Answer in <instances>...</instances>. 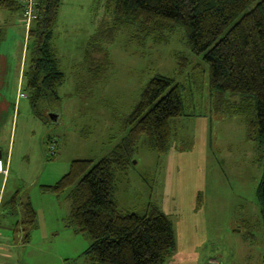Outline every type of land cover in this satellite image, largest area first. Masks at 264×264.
<instances>
[{"label":"rangeland","instance_id":"1","mask_svg":"<svg viewBox=\"0 0 264 264\" xmlns=\"http://www.w3.org/2000/svg\"><path fill=\"white\" fill-rule=\"evenodd\" d=\"M105 1L60 2L52 45L65 78L52 106L55 123L36 116L28 97L23 71L30 57L20 14L2 19L0 151L8 173L0 175V233L8 247L0 250V264H90L88 234L69 225V190L56 196L42 187L54 185L73 160L107 156L124 138L140 93L158 75L180 84L186 116L172 124L165 153L142 136L126 165L113 167L117 210L141 214L155 207L168 218L175 248L165 264H264L256 198L264 160L247 136L245 118L211 104L208 66L192 54L181 28L165 33L162 42L121 31L105 45L100 79L89 82L87 44L99 23L109 21ZM28 199L36 226L21 245L23 237L16 240L9 225L22 219L19 202Z\"/></svg>","mask_w":264,"mask_h":264},{"label":"trees","instance_id":"2","mask_svg":"<svg viewBox=\"0 0 264 264\" xmlns=\"http://www.w3.org/2000/svg\"><path fill=\"white\" fill-rule=\"evenodd\" d=\"M60 2L38 0L26 46L30 58L23 71L25 86L34 113L45 123H51L47 115L55 110L56 89L65 78L52 45ZM0 8L18 11L21 5L18 0H0ZM105 8L109 21L99 23L87 44L89 82L100 79L99 61L107 62L105 45L121 31L132 29L134 39L160 37L157 42H162L165 33L181 28L192 54L208 66L211 104L245 118L247 136L264 160V0H106ZM4 35L0 28V44ZM184 107L180 84L153 77L124 122V138L107 156L97 162L73 160L54 185L42 187L56 196L69 190V225L88 234L85 255L90 264H165L173 253L172 226L160 210L154 207L141 214L117 210L113 167L126 165V155L142 136L152 150L165 153L172 124L186 116ZM256 198L264 226V164ZM11 202L14 207L17 199ZM19 205L22 219L13 226L17 232L22 226V242L27 243L36 213L29 199Z\"/></svg>","mask_w":264,"mask_h":264},{"label":"built area","instance_id":"3","mask_svg":"<svg viewBox=\"0 0 264 264\" xmlns=\"http://www.w3.org/2000/svg\"><path fill=\"white\" fill-rule=\"evenodd\" d=\"M21 21L23 22V25L26 30V41L28 39V33L29 29L33 23V21L36 19V6L38 5V0H21ZM25 95L20 93L19 98H24ZM53 145V146H52ZM49 151L52 155L56 152V146L53 143H50L49 145ZM7 163L3 161L0 158V175L4 176V178L7 176Z\"/></svg>","mask_w":264,"mask_h":264},{"label":"crops","instance_id":"4","mask_svg":"<svg viewBox=\"0 0 264 264\" xmlns=\"http://www.w3.org/2000/svg\"><path fill=\"white\" fill-rule=\"evenodd\" d=\"M19 1V3H20V1L21 0H18ZM19 13L20 14V16H21V9L20 10H18V11H7V10H4V9H1L0 8V28H2V29H4V26H3V24H2V19H10L11 17H12V13ZM24 26V25H23ZM25 28V27H24ZM24 34H25V38H26V30H24ZM0 46H1V44H0ZM23 49H24V47H23ZM22 53H23V50H22ZM0 158L3 160V153L0 151ZM4 161V160H3ZM11 228H13L14 229V226H13V224H10L9 225ZM2 235H4L5 236V234H1L0 233V250H3L4 248H7L8 247V244H6L4 241H6V238L4 237V236H2ZM20 237H23V235H22V233H20V230H18V233H16V236H15V239L17 240V238H20ZM19 243H21V245H23V244H25V243H23L22 242V239H20V240H17ZM7 257H9L8 256V254L6 255ZM5 256V257H6Z\"/></svg>","mask_w":264,"mask_h":264},{"label":"water","instance_id":"5","mask_svg":"<svg viewBox=\"0 0 264 264\" xmlns=\"http://www.w3.org/2000/svg\"><path fill=\"white\" fill-rule=\"evenodd\" d=\"M47 116L49 117L51 123L57 122L59 118L58 113L55 111L49 112Z\"/></svg>","mask_w":264,"mask_h":264}]
</instances>
